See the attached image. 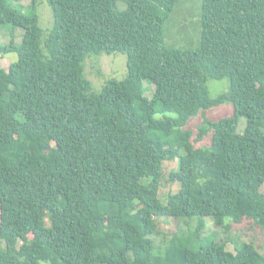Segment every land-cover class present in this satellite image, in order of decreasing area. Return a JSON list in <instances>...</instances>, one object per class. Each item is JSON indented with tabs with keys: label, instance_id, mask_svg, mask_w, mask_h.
<instances>
[{
	"label": "trees",
	"instance_id": "trees-1",
	"mask_svg": "<svg viewBox=\"0 0 264 264\" xmlns=\"http://www.w3.org/2000/svg\"><path fill=\"white\" fill-rule=\"evenodd\" d=\"M20 1L0 0V28L23 30L0 43L1 57L17 55L0 69V264H264L254 244L228 251L206 223L264 231V0H202L194 51L165 44L178 0L122 11L121 0H47L44 40L35 0ZM112 53L127 56L126 76L96 93L86 59ZM209 79L228 91L211 99ZM225 102L230 117L185 130ZM174 160L180 189L162 204V163ZM157 218L195 225L168 239Z\"/></svg>",
	"mask_w": 264,
	"mask_h": 264
},
{
	"label": "rangeland",
	"instance_id": "rangeland-1",
	"mask_svg": "<svg viewBox=\"0 0 264 264\" xmlns=\"http://www.w3.org/2000/svg\"><path fill=\"white\" fill-rule=\"evenodd\" d=\"M201 1L202 0H178L174 7L170 18L164 26V40L169 48L180 50H197L200 46L201 37ZM24 7V11L31 4V0H22L19 2ZM35 12L38 16V25L42 32L43 40L47 37L52 28L53 17L51 7L47 0H35ZM119 10L127 8V2L121 0L117 3ZM23 36V30L20 28H13L10 25H4L0 28V43L6 44L13 37L17 43H20ZM17 61L15 53L8 54L4 57L0 56V68H8V66ZM4 70V69H3ZM100 72V73H98ZM127 73V56L122 53L102 54L97 56H89L85 62V77L92 83L94 92L98 93L105 80L114 79L121 81L125 78ZM147 87L145 96L149 99L153 97L154 86L144 83ZM209 97L216 99L220 95L228 91L229 82L227 79L214 80L209 79L207 82ZM234 113V108L230 103H223L217 105L204 113L199 114L193 118L185 130H190L196 136L198 129L203 126L204 119L209 121H218L230 117ZM161 115L157 114L156 118ZM246 126V120L241 118L238 125V132L242 133ZM264 131V127H261ZM211 131H208L199 142H194L195 148L205 149L211 143ZM178 169V161H165L162 163V179L159 188L158 199L162 204H165L166 197L170 193H176L180 189L178 183H171L169 175L171 171ZM227 225L217 227L213 224L211 218L206 219L209 230L222 239L226 240V249L234 252L236 245L254 244L258 250L264 255V231L258 228L250 220H242L240 223H233L230 219H225ZM157 229L170 239L171 235L179 234L187 236L189 231L194 228L195 222L187 219H170L157 218ZM210 232V233H211Z\"/></svg>",
	"mask_w": 264,
	"mask_h": 264
},
{
	"label": "crops",
	"instance_id": "crops-1",
	"mask_svg": "<svg viewBox=\"0 0 264 264\" xmlns=\"http://www.w3.org/2000/svg\"><path fill=\"white\" fill-rule=\"evenodd\" d=\"M8 68H9V66H8ZM8 68H3L4 70H8ZM0 69H2V68H0Z\"/></svg>",
	"mask_w": 264,
	"mask_h": 264
}]
</instances>
